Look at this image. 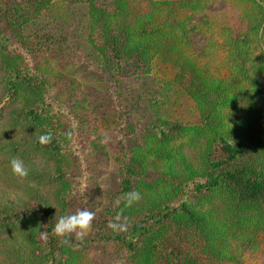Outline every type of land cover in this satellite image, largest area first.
Returning a JSON list of instances; mask_svg holds the SVG:
<instances>
[{
  "label": "trees",
  "instance_id": "1",
  "mask_svg": "<svg viewBox=\"0 0 264 264\" xmlns=\"http://www.w3.org/2000/svg\"><path fill=\"white\" fill-rule=\"evenodd\" d=\"M210 1L0 0V178L27 198L0 207L10 264H83L99 246L125 264H246L242 250H264V0H239L245 27L226 36V77L195 54L189 27ZM63 71L103 85L91 107L115 135L116 187L100 203L87 172L99 137L55 86ZM14 157L27 177L12 174ZM133 190L141 200L114 233L108 221ZM78 208L95 212L94 229L55 236L56 219Z\"/></svg>",
  "mask_w": 264,
  "mask_h": 264
},
{
  "label": "rangeland",
  "instance_id": "2",
  "mask_svg": "<svg viewBox=\"0 0 264 264\" xmlns=\"http://www.w3.org/2000/svg\"><path fill=\"white\" fill-rule=\"evenodd\" d=\"M246 5L239 0H211L208 2L207 8L198 12L193 17L189 27L193 29V39L196 41L197 49L195 54L202 55L201 62L208 65L210 70L218 76H228L232 67L229 60L228 39L226 36L232 31V28L244 29L243 24ZM43 17V16H40ZM47 19H35V26L39 32L45 26ZM257 55L262 51L261 46H254ZM57 58L51 60V64H55ZM57 67L62 65L61 61L55 64ZM62 69V68H61ZM64 71L59 74L60 79H56L55 86L63 93V99L67 105L71 104L79 114L81 120L85 123L88 133L91 132V139L99 137V146L93 147L90 144V156L88 159V174L91 176L94 185L93 199L96 203L104 200V196L109 189L116 185L113 179L114 164L110 158V152L114 144V136L104 133L101 129L99 117L102 107H91L96 98L103 95L102 83L94 79H85L81 73L71 74L69 80L61 79ZM66 74H68L66 72ZM61 89V90H60ZM97 124L98 129H94ZM84 141L82 142V144ZM116 187V186H115ZM26 195L23 190L14 188L10 183L4 182L0 178V207H15L26 201ZM106 200V198H105ZM89 202V200H88ZM90 203V202H89ZM95 208V205H91ZM95 224L92 223L94 229ZM1 247V246H0ZM4 249L5 247H1ZM264 250L245 248L242 250V260L246 264H264ZM125 264L124 259L118 257L111 249L99 246L87 255L83 264ZM210 262H208L209 264ZM0 264H10L3 255H0ZM213 264H230L227 262H214Z\"/></svg>",
  "mask_w": 264,
  "mask_h": 264
},
{
  "label": "clouds",
  "instance_id": "3",
  "mask_svg": "<svg viewBox=\"0 0 264 264\" xmlns=\"http://www.w3.org/2000/svg\"><path fill=\"white\" fill-rule=\"evenodd\" d=\"M69 135H71L69 133ZM51 133L46 132L38 136V143L41 145L47 144L51 140ZM11 172L14 176L25 178L29 175L30 169L25 166L23 159L14 157L10 160ZM141 200V193L137 190H133L125 193L123 208L117 212L114 220L108 221V227L112 229L114 233L126 232L129 227L127 217H124L123 222L122 213L124 208L132 207L136 202ZM116 204H120V200H116ZM55 207V206H54ZM95 217V212L88 208H78L74 213L65 214L56 219L54 226L52 227V233L57 237L74 236L76 240H83V238L89 233L92 228V222ZM41 239H47V233L45 231L40 232ZM67 243V240H64Z\"/></svg>",
  "mask_w": 264,
  "mask_h": 264
}]
</instances>
